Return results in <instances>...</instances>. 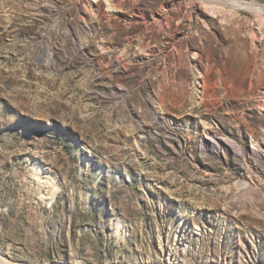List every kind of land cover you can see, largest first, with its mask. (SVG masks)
<instances>
[{
  "label": "rangeland",
  "instance_id": "374dc122",
  "mask_svg": "<svg viewBox=\"0 0 264 264\" xmlns=\"http://www.w3.org/2000/svg\"><path fill=\"white\" fill-rule=\"evenodd\" d=\"M235 1L0 0V256L264 264V13Z\"/></svg>",
  "mask_w": 264,
  "mask_h": 264
},
{
  "label": "bare ground",
  "instance_id": "6f19581e",
  "mask_svg": "<svg viewBox=\"0 0 264 264\" xmlns=\"http://www.w3.org/2000/svg\"><path fill=\"white\" fill-rule=\"evenodd\" d=\"M220 1V0H219ZM223 1V0H221ZM226 1V0H225ZM209 3V2H208ZM234 6L238 7V8H245V9H249L254 11L255 13L258 14H263L264 13V5L259 4V3H252V2H245V1H240L237 0L233 3ZM34 173L36 175H38L41 179H43L44 181H48L51 183V185L54 186V188L58 189L59 185L56 184L55 182V178L53 177V175L46 169V167L44 166V164L42 162H37ZM120 224H122L123 222L119 221ZM122 225L118 226L117 229V233L119 234L122 230ZM167 245V243H166ZM179 249L176 247L175 252H177ZM73 262H69L67 264H71ZM0 264H29V263H22V262H18V261H13L10 258L4 257V256H0ZM33 264H49V263H33ZM66 264V263H64Z\"/></svg>",
  "mask_w": 264,
  "mask_h": 264
}]
</instances>
